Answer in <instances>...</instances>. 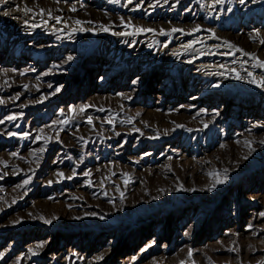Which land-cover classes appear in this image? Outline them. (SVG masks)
<instances>
[{
	"label": "rangeland",
	"instance_id": "obj_1",
	"mask_svg": "<svg viewBox=\"0 0 264 264\" xmlns=\"http://www.w3.org/2000/svg\"><path fill=\"white\" fill-rule=\"evenodd\" d=\"M261 41L264 0H0V264H264Z\"/></svg>",
	"mask_w": 264,
	"mask_h": 264
},
{
	"label": "snow or ice",
	"instance_id": "obj_2",
	"mask_svg": "<svg viewBox=\"0 0 264 264\" xmlns=\"http://www.w3.org/2000/svg\"><path fill=\"white\" fill-rule=\"evenodd\" d=\"M5 2H6V0H5ZM129 2H131V0H129ZM217 2L218 3H223L224 2V0H217ZM239 2L241 3V4H243L244 2H245V0H239ZM73 11H75V8H73L72 9ZM26 12H31L32 11V9H26L25 10ZM43 11V10H42ZM5 15H8L9 13H7V12H5L4 13ZM58 20H59V18H57ZM77 23L79 24V23H81L80 21H77ZM82 31H83V29H81ZM103 30L104 31H108L109 29L108 28H103ZM137 31H153L152 29H143V28H137L136 29ZM197 31L199 30V27H197V29H196ZM172 31H182L181 29H172ZM113 34H115V35H134L135 33H113ZM163 34V33H162ZM261 43H264V41H261ZM246 55H250V54H248V53H245ZM72 59V57H68V60H71ZM257 66H259V67H262V68H264V61H260L259 63H258V65ZM23 74V73H22ZM248 75L249 76H252V74L251 73H248ZM235 79H241V77L239 76V74H237L236 76H235ZM135 83V82H134ZM249 83H253V84H257L258 86H260V87H264V77H262L259 81H257L256 80V78L255 77H253L250 81H249ZM217 87H219V85H216ZM57 91H59V89H57ZM0 103H3V101L2 100H0ZM83 110V109H82ZM101 110H103V109H101ZM14 117H9V119H13ZM89 123H91V118H89ZM177 127H182V125H177ZM261 143L262 144H264V141H261ZM222 147H223V145H221ZM253 151H254V149H252ZM41 151H43V149L41 150ZM15 155V154H14ZM245 159H247V157H245ZM59 175H61V176H63V173H60ZM69 179H71V177H69ZM226 182V180H224V179H222V180H218L217 181V183H225ZM24 183L25 184H28L29 183V180H25L24 181ZM49 183H51V182H49ZM209 190H212V189H209ZM191 191H196V189H191ZM123 195V194H122ZM154 199H158V197H155ZM261 215H264V213H262ZM104 217H101V219H103ZM41 219H44L43 217H41ZM77 219H79V217H77ZM44 222L46 223V224H51L52 223V220H44ZM149 246H151V245H149ZM38 247H43V245L41 244V245H38ZM37 253H35V252H33V255H36ZM189 255H191V252H189ZM102 258V257H101Z\"/></svg>",
	"mask_w": 264,
	"mask_h": 264
}]
</instances>
